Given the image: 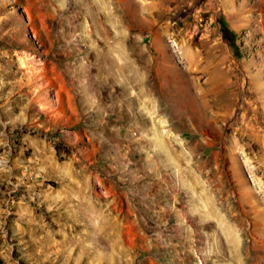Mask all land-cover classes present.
I'll list each match as a JSON object with an SVG mask.
<instances>
[{"label":"rangeland","instance_id":"1","mask_svg":"<svg viewBox=\"0 0 264 264\" xmlns=\"http://www.w3.org/2000/svg\"><path fill=\"white\" fill-rule=\"evenodd\" d=\"M0 264H264V0H0Z\"/></svg>","mask_w":264,"mask_h":264},{"label":"trees","instance_id":"2","mask_svg":"<svg viewBox=\"0 0 264 264\" xmlns=\"http://www.w3.org/2000/svg\"><path fill=\"white\" fill-rule=\"evenodd\" d=\"M220 25H221V31H222L224 37H225L226 33H229L231 35V32H230L227 24L225 23V21L222 18L220 19Z\"/></svg>","mask_w":264,"mask_h":264},{"label":"bare ground","instance_id":"3","mask_svg":"<svg viewBox=\"0 0 264 264\" xmlns=\"http://www.w3.org/2000/svg\"><path fill=\"white\" fill-rule=\"evenodd\" d=\"M225 95H226V94H225ZM244 162H245V165L247 166V169H248V170H250V169L252 170L251 166L249 165V161H247L246 159H244ZM251 172H252V171H251ZM251 172H250V173H251ZM252 173H253V172H252ZM254 178H255V177H254ZM254 180H255V179H254ZM245 192H246V191H245ZM249 192H250V191H249ZM246 195H247V194H246Z\"/></svg>","mask_w":264,"mask_h":264}]
</instances>
